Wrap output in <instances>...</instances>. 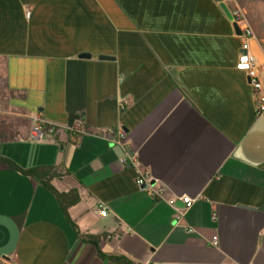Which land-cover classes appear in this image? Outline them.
I'll return each mask as SVG.
<instances>
[{
	"label": "crops",
	"instance_id": "1",
	"mask_svg": "<svg viewBox=\"0 0 264 264\" xmlns=\"http://www.w3.org/2000/svg\"><path fill=\"white\" fill-rule=\"evenodd\" d=\"M241 44L217 0H0V117L58 127L33 140L2 122L14 139L1 154L54 167L52 186L80 194L65 213L41 181L0 163V258L264 264V114L237 68ZM251 51L264 87L257 36ZM121 129L134 164L105 136ZM138 170L167 198L195 200L181 225Z\"/></svg>",
	"mask_w": 264,
	"mask_h": 264
},
{
	"label": "built area",
	"instance_id": "2",
	"mask_svg": "<svg viewBox=\"0 0 264 264\" xmlns=\"http://www.w3.org/2000/svg\"><path fill=\"white\" fill-rule=\"evenodd\" d=\"M217 2L220 5L227 6L235 27L240 30L239 36L242 38V44L237 68L247 73L256 102L257 115L262 116L264 114V87L256 65L255 57L251 51V40L256 37L255 32L249 22L246 10L242 8L236 0H217ZM69 129L76 130L74 127H69ZM57 130V125L47 124L39 117H36L35 123L30 130V138L33 140H41L46 135L55 134ZM105 136L112 138V140L123 149L124 155L121 158L123 165L127 163H136V157L130 154V143L123 129L119 130L116 133V136H114L113 130H108L105 133ZM152 179L153 178L149 171L138 170L136 176L137 185L144 188L151 196L166 200L167 203L174 209L175 225H181L195 200L190 196L167 198L165 194V187L161 184L152 183ZM179 201L183 204L180 205ZM101 213L105 214L104 208L101 210ZM187 230L188 232L194 231L191 227H187ZM3 261L4 260L0 258V264Z\"/></svg>",
	"mask_w": 264,
	"mask_h": 264
},
{
	"label": "trees",
	"instance_id": "3",
	"mask_svg": "<svg viewBox=\"0 0 264 264\" xmlns=\"http://www.w3.org/2000/svg\"><path fill=\"white\" fill-rule=\"evenodd\" d=\"M241 5L248 9V19L249 22L257 36V38L261 41L264 46V16L263 13L253 8L251 4V0H238ZM1 127V125H0ZM10 135L7 136V133L0 129V142L2 140H13L14 134L9 131ZM0 163L7 164L11 168L19 170L24 174L35 178L36 180L41 181L48 189H50L57 197L59 204L63 210V212L67 213L68 208L76 205L80 201V194L78 190L73 189L69 192H59L52 186L51 180L54 177H58L57 170L52 166H37L29 169H23L19 167L14 161L5 158L0 151ZM101 236H93L92 242L98 247V242L100 241ZM112 259L116 261L118 264H130V261L123 257L112 256Z\"/></svg>",
	"mask_w": 264,
	"mask_h": 264
},
{
	"label": "rangeland",
	"instance_id": "4",
	"mask_svg": "<svg viewBox=\"0 0 264 264\" xmlns=\"http://www.w3.org/2000/svg\"><path fill=\"white\" fill-rule=\"evenodd\" d=\"M236 1L242 8H244L246 10L247 15H248V9L243 7L238 0H236ZM251 4H252L253 8H255L258 11H260L261 13H263V16H264V0H251ZM5 116H6L5 117L6 119H4V117H2V118L0 117V125L2 124V122L10 121L11 124L13 123L12 127H16V126H20L22 128L30 127V129H31L35 123V118L30 119L28 117H23V116H20L19 118L18 117L14 118L13 117L14 115H7V114ZM1 264H8V263L6 261H3Z\"/></svg>",
	"mask_w": 264,
	"mask_h": 264
},
{
	"label": "water",
	"instance_id": "5",
	"mask_svg": "<svg viewBox=\"0 0 264 264\" xmlns=\"http://www.w3.org/2000/svg\"><path fill=\"white\" fill-rule=\"evenodd\" d=\"M221 6L225 10V12L228 14V16L231 17L230 11L227 8V6L226 5H221ZM236 31H237L238 34H240V30L237 27H236ZM81 56L82 57H90V54L84 53ZM101 58L109 59V58H111V56L103 55V56H101Z\"/></svg>",
	"mask_w": 264,
	"mask_h": 264
}]
</instances>
